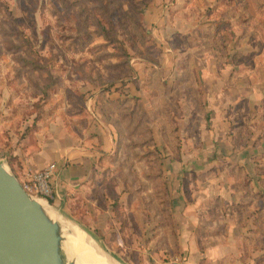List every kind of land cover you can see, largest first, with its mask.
Segmentation results:
<instances>
[{
    "label": "rangeland",
    "instance_id": "374dc122",
    "mask_svg": "<svg viewBox=\"0 0 264 264\" xmlns=\"http://www.w3.org/2000/svg\"><path fill=\"white\" fill-rule=\"evenodd\" d=\"M172 1L168 22L177 21L178 10L188 17L196 5ZM209 1L193 9L203 14ZM149 2L0 0V163L26 181L25 157L43 129L77 125L83 136L89 116L98 114L113 134V152L94 179L70 194L72 215L54 199L46 202L120 264L181 258L173 201L178 180L187 192L190 177L218 184L232 177L244 185L249 175H260L264 201V86L253 71L254 53L264 49V7L252 19L247 7L243 22L214 20L213 28L223 29L214 49L221 54L228 46L222 58L231 71L215 80L213 102H204V85L190 69L200 51L193 36H169L158 20L145 19ZM220 93L225 98L216 102ZM73 252L66 254L86 264Z\"/></svg>",
    "mask_w": 264,
    "mask_h": 264
},
{
    "label": "crops",
    "instance_id": "0c3cea01",
    "mask_svg": "<svg viewBox=\"0 0 264 264\" xmlns=\"http://www.w3.org/2000/svg\"><path fill=\"white\" fill-rule=\"evenodd\" d=\"M218 1L210 0L207 5L210 9L203 10L204 13L201 14L193 8L200 5L202 0H193L192 3L196 5L189 7V16L183 14L185 11L178 10L175 14L177 21L174 22H168L166 17L167 4L175 3L172 0H150L145 11V19L149 22L158 20L169 36L173 33L193 36L194 48L200 51L196 53L198 62L190 65V69L195 72L199 84L204 85L205 92L201 96V101L204 98V102H213L215 80L219 82L227 70L231 71L229 59L222 58L228 54L224 53L228 46H220L221 54L213 46L214 38L222 41L218 35L223 30L221 28L216 31L213 28L214 20L222 22L237 18L243 22L247 7L251 9V19L260 16L264 7V1ZM181 20L185 23H181ZM203 37L206 40L203 41ZM169 40L171 38L165 40V43ZM216 60L220 61V65L214 67ZM237 66L240 71V64ZM174 70L178 72L177 68ZM253 71L256 79L264 86V49L261 53H254ZM244 72L246 68L242 67V73ZM227 77V81L224 80L223 83H228ZM224 86L227 84L221 85L220 89ZM216 96H219L215 99L216 102H223L225 95L220 93ZM97 116L99 115L94 113L89 116L92 122L89 121L83 136L77 134V125L65 127L63 124L53 123L49 128L43 129V137L38 146L29 153V157H25V167L29 166L30 170L40 169L49 163L56 165L51 180L55 192L53 205L59 207L65 215H72L68 207L70 194L94 179L97 176L96 169L104 162L103 157L114 150L113 134L105 126L103 119ZM262 143L261 140L259 144ZM239 148L246 150L247 147L241 145ZM190 178L187 192L182 191V183L177 181L175 188L178 193L173 198L176 205L175 243L182 256L167 264H264V201L259 193L260 175H249L244 182L246 187L236 183L232 177L219 184L214 178Z\"/></svg>",
    "mask_w": 264,
    "mask_h": 264
},
{
    "label": "water",
    "instance_id": "95a60500",
    "mask_svg": "<svg viewBox=\"0 0 264 264\" xmlns=\"http://www.w3.org/2000/svg\"><path fill=\"white\" fill-rule=\"evenodd\" d=\"M63 240L59 222L0 163V264H77Z\"/></svg>",
    "mask_w": 264,
    "mask_h": 264
},
{
    "label": "bare ground",
    "instance_id": "6f19581e",
    "mask_svg": "<svg viewBox=\"0 0 264 264\" xmlns=\"http://www.w3.org/2000/svg\"><path fill=\"white\" fill-rule=\"evenodd\" d=\"M37 201L42 205L52 219L59 222L64 238L63 247L66 253L68 250H72L76 252V254L78 253L83 260H85L86 264L89 262H93L95 264H120L109 257L106 253L99 250L91 237H89L85 231L60 215V213L49 206L44 199L37 198Z\"/></svg>",
    "mask_w": 264,
    "mask_h": 264
},
{
    "label": "built area",
    "instance_id": "2783aa9c",
    "mask_svg": "<svg viewBox=\"0 0 264 264\" xmlns=\"http://www.w3.org/2000/svg\"><path fill=\"white\" fill-rule=\"evenodd\" d=\"M56 165L49 163L40 169L29 170L26 181L20 182L25 192L31 197L40 195L47 201L54 199L55 192L51 183L55 173Z\"/></svg>",
    "mask_w": 264,
    "mask_h": 264
}]
</instances>
